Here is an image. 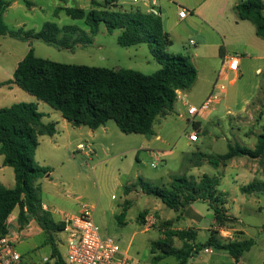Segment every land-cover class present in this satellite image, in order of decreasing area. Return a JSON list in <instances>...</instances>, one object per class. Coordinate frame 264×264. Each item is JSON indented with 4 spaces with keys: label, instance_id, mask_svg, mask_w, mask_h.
<instances>
[{
    "label": "rangeland",
    "instance_id": "1",
    "mask_svg": "<svg viewBox=\"0 0 264 264\" xmlns=\"http://www.w3.org/2000/svg\"><path fill=\"white\" fill-rule=\"evenodd\" d=\"M92 0H14L3 15V20L10 30L23 29L40 32L47 22L59 26L80 24L65 12L55 16L57 7H75L89 10ZM104 3L105 0H96ZM191 1V0H190ZM264 2V0H262ZM195 7L200 8L201 17L190 14L181 21L175 5H169L166 0H160L163 8L161 18L165 31L169 34L172 44L167 50L170 54L190 57L198 71V80L194 87L187 91L186 100L193 105L201 103L214 90L218 80L217 75L221 63L220 48L227 46L228 56L240 57L239 78L235 80L232 74L223 79L227 92L222 94V101L205 117L188 120L183 116V101L177 100L178 113H170L167 118L160 117L155 123L153 135L124 134L115 121H109L110 129L106 133L92 137L94 130L82 126L76 127L64 120L59 111L48 104L38 101L35 97L12 84L0 87V108L26 102L37 103L38 109L45 114V123H56L57 134L52 139L49 136L41 138L38 152L40 159L46 149L60 154V160H54L51 168L54 170V180L58 185L46 184L42 190L43 202L49 207L56 220H61L60 213L78 215L84 205L92 209V217L100 228L103 238L115 240L137 264H177L173 257H166L159 263L153 258L160 253H151V243L165 238V231L187 230L201 227L197 241L204 243L208 239L209 230H218L214 222V212L205 202L194 205L204 215L192 221L178 217L179 213L167 208L156 197L147 195L140 182H150L153 186H169L175 177H193L200 180L204 174L222 177L220 190L226 194L227 208L231 215L239 217L224 230L231 236H240L235 230H243V240H253L250 251L244 253L239 262L232 259L226 251L212 249L211 253L200 251L190 264H264V187L255 193L240 192V184L247 185L254 180L264 181V158L237 157L229 161L227 167H216L203 161L202 166L191 162L193 152L222 155L228 152V145L239 144L255 149L258 136L264 131V50H258L252 42L257 38L252 30L256 28L250 22H245L244 33L239 36L227 34L223 40L210 25L222 18L219 14L220 0H195ZM116 10H145L142 3L134 4L133 0H120ZM189 10L188 8H185ZM236 12V11H235ZM232 14V11L230 12ZM249 28V29H247ZM120 32L109 34L104 25L99 34L94 37L93 44L74 50H60L41 40L25 41L12 38L9 35L0 36V84L13 80V74L18 63L24 59L31 48L39 58L63 64L88 65L110 69H133L145 75L157 72L161 65L152 55L148 45L141 44L122 47L118 44ZM218 62V63H217ZM260 68L261 73H257ZM201 123L202 133H198L197 143H190L189 134L195 131L193 123ZM67 124V125H65ZM204 132V134H203ZM160 134L161 141L156 140ZM147 140H151L150 143ZM79 144H83L82 150ZM57 150V151H56ZM91 152L86 156L84 152ZM94 153H93V152ZM154 152L160 154V162L153 167ZM93 154V155H92ZM3 156L0 155V165ZM36 160V159H35ZM63 163V164H62ZM229 166V167H228ZM228 168V170H227ZM245 169L237 179L235 170ZM233 171V172H232ZM231 172L227 175L226 173ZM0 184L14 187V170L0 172ZM247 198L242 204V199ZM125 207H127L125 209ZM145 211L146 221L140 215ZM16 209L11 218H16ZM152 222V223H151ZM165 222H170L168 228ZM150 223L145 231L144 225ZM208 229V230H207ZM55 241L63 259L67 260L65 235L60 232L55 235ZM175 245L181 248L182 243L175 238ZM17 250L23 255L24 264H44L45 258H50L52 246L47 244V236L39 233L32 239H26L18 244Z\"/></svg>",
    "mask_w": 264,
    "mask_h": 264
},
{
    "label": "trees",
    "instance_id": "2",
    "mask_svg": "<svg viewBox=\"0 0 264 264\" xmlns=\"http://www.w3.org/2000/svg\"><path fill=\"white\" fill-rule=\"evenodd\" d=\"M120 0H105L104 3L91 1L92 8L85 10L75 7H57L55 16L65 12L80 24L59 26L47 22L40 32L34 30H10L3 15L14 0H0V36L25 41L41 40L60 50H74L77 46L93 44L101 26L109 34L119 31L118 44L122 47L148 45L161 68L152 75H145L133 69H110L88 65L63 64L36 56L33 48L18 63L13 80L0 87L15 84L38 101L59 111L62 117L76 127L96 130L109 121H115L124 134L153 135L155 123L160 117L172 113L179 91H189L198 80V71L190 57L173 55L167 50L172 44L165 31L161 16L146 13L140 9L121 11L114 7ZM238 18L248 21L256 28L258 37L264 40V2L244 0L236 7ZM45 114L37 103H16L0 108V155L3 166L11 167L15 174V186L7 188L0 184V238L8 235V222L18 209V224L23 230L30 219H34L47 236L52 246L51 256L58 264H65L55 235L62 232L65 224L56 221L43 207L39 181L48 176L52 169L39 165L35 160L36 151L44 136L53 137L57 124L45 123ZM200 133L201 123H193ZM237 157L264 158V131L258 136L255 149L239 144L228 145V152L215 155L193 152L190 159L196 166L203 161L219 167L226 166ZM221 179L204 174L198 181L193 177H175L169 186L157 187L142 180L143 191L156 197L169 209L179 215L189 212L191 205L205 202L213 210L216 225L220 228L234 223L235 218L227 215V201L219 192ZM263 183L252 182L242 187L243 193L255 192ZM126 209V208H125ZM140 217L143 219L144 214ZM169 222L164 223L168 228ZM165 238L151 243V253H160L153 258L159 263L166 257H173L177 264H190V260L200 251L212 248L226 251L239 262L244 253L251 250L253 240H223L217 230H212L204 243H197L198 233L194 229L165 231ZM175 238L182 243L175 245Z\"/></svg>",
    "mask_w": 264,
    "mask_h": 264
},
{
    "label": "built area",
    "instance_id": "3",
    "mask_svg": "<svg viewBox=\"0 0 264 264\" xmlns=\"http://www.w3.org/2000/svg\"><path fill=\"white\" fill-rule=\"evenodd\" d=\"M160 0H133L134 4L142 3L146 8V13H152L157 16L162 15ZM190 12L183 7H179L178 17L185 20L189 17ZM240 57H226L222 62V68L219 72L218 80L214 90L208 95L200 106H190L188 115L191 120L198 117H205L208 112L214 109L221 101L222 94L227 92L224 81L228 78L229 73H239ZM180 92V91H179ZM178 92V93H179ZM197 123V122H195ZM191 143L199 142L198 132L195 130L189 134ZM80 148L83 150L84 146ZM155 160L153 167H157L160 162V154L154 152ZM92 207L84 205L78 215H68L60 213L61 222L65 224L62 231L65 235V243L67 249V260L65 264H137L131 259L126 251L111 238H103L100 228L95 224L92 217ZM150 223H146L148 228ZM206 253H211V249H206ZM0 264H24L23 257L16 247V242L8 235L0 238ZM44 264H58V259L48 257L44 259Z\"/></svg>",
    "mask_w": 264,
    "mask_h": 264
},
{
    "label": "crops",
    "instance_id": "4",
    "mask_svg": "<svg viewBox=\"0 0 264 264\" xmlns=\"http://www.w3.org/2000/svg\"><path fill=\"white\" fill-rule=\"evenodd\" d=\"M167 1V3L169 4V5H175L176 7H177V11L179 10V7H183V8H188L189 10V12H190V14H193V13H195V15L196 16H198V17H201L202 16V13H201V11H200V8H196L195 6V0H166ZM242 1H244V0H220V4H219V6H220V9H219V14H220V16L222 17V18H220V19H218V21H216V23H212L213 25H210L213 29H215L216 31H217V33H218V35L225 41V40H227V38H228V36H227V34H235V35H239V36H241L243 33H244V30H245V22H247V21H241L239 18H238V15H237V11H236V7H237V5L240 3V2H242ZM161 7V6H160ZM161 10H162V12H163V8L161 7ZM232 11V14H230V12ZM236 11V12H235ZM178 14V13H177ZM179 18V17H178ZM186 20V19H185ZM181 21H184V20H181ZM247 29H249V28H247ZM252 33H255L256 34V31H255V29L254 30H252ZM257 35V34H256ZM252 42H253V44L255 45V46H257V49L258 50H264V44L263 43H261V42H259V40L257 39V38H253V40H252ZM224 45L225 46H221V48H220V57H218V58H216V60L217 59H219V58H221V63L219 64L218 62V65L220 66V68H219V71H218V73H217V75L219 74V72H220V70H221V68H222V62H223V60L226 58V57H228V49H227V46H226V44L224 43ZM257 59H259V60H264V57H258ZM239 72H240V69H239ZM257 73H261L262 74V71H261V69L260 68H258L257 69ZM229 74H232L233 76H234V78H235V80L236 79H238L239 78V73H229ZM10 88H13V86H12V84H10V85H8ZM188 93H187V91H180L179 93H178V98H177V100H181V101H183V106H184V110H183V113H181V115H183V116H188V120L190 121V116L188 115V109H189V107L190 106H196V105H193L192 103H190V102H188L187 100H186V98H187V95ZM204 102V101H203ZM202 102V103H203ZM201 103V104H202ZM173 112H176V113H178V110H177V106H176V104H175V109H174V111ZM172 112V113H173ZM168 116V115H167ZM167 116H165V117H162V119H164V118H167ZM65 120V119H64ZM158 121V120H157ZM66 123H69V122H66ZM65 125H67V124H65ZM110 124H109V122L106 124V125H104V126H102V127H100V128H98V129H96V130H94L93 132H90L91 133V135H92V137H96V135L98 134V135H100V134H102V133H106V132H108L109 131V129H110V126H109ZM202 128V127H201ZM200 132L202 133V131L200 130ZM100 133V134H99ZM57 134V133H56ZM55 134V135H56ZM107 134V133H106ZM203 134H204V132H203ZM54 135V136H55ZM54 136L53 137H51L52 139L54 138ZM200 138V137H199ZM201 139V138H200ZM156 140L157 141H161L162 140V137H161V135L160 134H158L157 136H156ZM190 141V140H189ZM201 140H199V142H200ZM147 142L148 143H150L151 142V140H147ZM198 142V143H199ZM191 143V142H190ZM197 143V144H198ZM81 145H83V144H79V146H81ZM40 146V145H39ZM39 148V147H38ZM57 151V150H56ZM93 152V151H92ZM197 152H200V151H197ZM94 153V152H93ZM84 154L86 155V156H89L90 154H91V152H87V151H85L84 152ZM58 155H60V154H58V153H56L54 150L52 151V150H50V149H46L45 151H44V153H43V155H42V157L39 159L38 158V152H36V154H35V159H36V162L39 164V165H41V166H44V167H50L51 168V166H53L52 165V162L54 161V160H57V161H61L60 159V156H58ZM93 155V154H92ZM2 156V155H1ZM3 160H4V158L2 159V165H0V172L2 173V176H3V173H5L7 170H8V167H4L3 166ZM63 164V163H62ZM220 167V166H219ZM225 167H227V165L225 166ZM229 167V166H228ZM52 169V168H51ZM227 170H228V168H227ZM246 170L243 168V169H237V170H235L234 172H236L237 173V179L236 180H234L235 182H237V184H240L237 180H238V178H240L241 177V175H242V173H244ZM233 172V171H232ZM227 175H229V174H231V172H228V173H226ZM53 175H54V170L52 169V172L48 175V176H46V177H44L43 179H41L40 181H39V185H40V187H41V197H42V190L44 189V187L46 186V184H51V183H53V185L54 186H57L58 185V180H54V177H53ZM207 175H209V174H207ZM225 175V174H224ZM223 174H221V175H217V174H214V175H210V176H217V177H219L221 180H222V177L224 176ZM255 181V180H254ZM253 181V182H254ZM0 182H1V179H0ZM256 182H260V183H263L264 184V181H260V180H256ZM252 183V182H251ZM251 183H249V184H251ZM249 184H247V185H249ZM2 185V184H1ZM221 185V184H220ZM247 185H244V184H240V186H239V190H240V192H241V188L242 187H245V186H247ZM3 186H5V185H3ZM14 186H15V174H14ZM6 187V186H5ZM7 188H10L9 186L7 187ZM219 192H221V194H223L224 195V198L226 199V201H227V198H226V194L223 192V191H221L220 190V186H219ZM256 192V191H255ZM255 192H252V193H255ZM245 194V193H244ZM43 200V199H42ZM245 201H247V198H244V199H242V204L245 202ZM201 202V201H200ZM197 203V202H196ZM195 204V203H194ZM191 205V207H190V210H189V212H185L183 215H181L182 216V218H185V219H191L192 221H195L196 222V220H198V219H200V221L199 222H202V220L204 219V215L202 214L203 212H201L199 209H197L196 208V206L195 205ZM227 204H228V202H227ZM227 204H226V210H227V215L229 216V217H232V218H235V221L237 220V219H239V217H237L236 215H231L230 213H229V209L227 208ZM164 205V204H163ZM43 207H44V209L46 210V211H49L50 212V209H49V207L43 202ZM125 208H127V207H125ZM18 210V209H17ZM18 213H19V210H18ZM143 214H144V218H145V220L146 221H149L150 222V220L152 219V218H150V217H145V211L143 212ZM12 216V215H11ZM53 216V215H52ZM180 215H178V217H181ZM54 218V217H53ZM17 219H18V215L16 216V218L14 217V218H10V220H9V222H8V228H9V237L11 238V239H13L15 242H16V246L18 245V244H21V243H23L24 242V240H26V239H32L33 237H35L36 235H39V233H44L43 232V230L41 229V227L37 224V222L34 220V219H30V221H29V224L23 229V230H21L20 229V226H19V224H18V221H17ZM55 219V218H54ZM56 220V219H55ZM240 220V219H239ZM56 221H59V220H56ZM214 222H215V216H214ZM152 223V222H151ZM216 223V222H215ZM146 226V224L144 225V227ZM217 226V225H216ZM226 227H224V228H220L219 226H217V231L219 232V237L220 238H222L223 240H235L236 238L237 239H239V240H243V235L245 234L244 233V231L243 230H238V231H236L235 230V233L236 232H239V234H240V236L238 237V236H231V235H229V231H227V230H224ZM190 229H194V228H190ZM149 229H146L145 228V231H148ZM188 230V229H187ZM197 233L200 231V230H204V229H201V227H196V229H194ZM208 230V229H207ZM211 231L212 230H209V231H207L208 233H209V235H208V238H209V236H210V233H211ZM198 235H199V233H198ZM198 239V238H197ZM207 241V240H206ZM197 243H199L198 241H197ZM47 244H49L48 243V241H47ZM57 244V243H56ZM49 245H51V244H49ZM58 246V245H57ZM208 249H210V248H208ZM206 250V249H205ZM21 254V253H20ZM22 255V254H21ZM22 257H23V255H22ZM233 259V258H232ZM234 260V259H233ZM235 261V260H234Z\"/></svg>",
    "mask_w": 264,
    "mask_h": 264
}]
</instances>
